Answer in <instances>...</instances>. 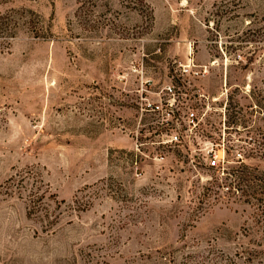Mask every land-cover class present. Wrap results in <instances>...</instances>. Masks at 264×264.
Segmentation results:
<instances>
[{"label":"rangeland","instance_id":"obj_1","mask_svg":"<svg viewBox=\"0 0 264 264\" xmlns=\"http://www.w3.org/2000/svg\"><path fill=\"white\" fill-rule=\"evenodd\" d=\"M171 84L243 160L160 144ZM253 104L264 0H0V264H264Z\"/></svg>","mask_w":264,"mask_h":264},{"label":"built area","instance_id":"obj_2","mask_svg":"<svg viewBox=\"0 0 264 264\" xmlns=\"http://www.w3.org/2000/svg\"><path fill=\"white\" fill-rule=\"evenodd\" d=\"M190 68H184L182 77L194 75ZM183 84H178V90L174 84L168 87L173 99L168 100L166 104H147V108L158 113L161 118L158 124L165 133L162 135V145H174L183 151H187L191 158L197 155L208 169L216 171H225L231 163L230 154L243 160V154L239 151L230 149V141L226 140V131L228 128V110L227 106L223 108L220 119L221 124L216 123L209 111L198 103H189L183 96H188L181 88ZM200 98L205 96L198 95ZM170 107L167 114L164 113V107ZM177 113H175L174 108ZM260 121H264V109L253 104L250 107ZM173 115H172V114ZM231 152V153H230ZM233 152V153H232ZM235 152V153H234Z\"/></svg>","mask_w":264,"mask_h":264},{"label":"trees","instance_id":"obj_3","mask_svg":"<svg viewBox=\"0 0 264 264\" xmlns=\"http://www.w3.org/2000/svg\"><path fill=\"white\" fill-rule=\"evenodd\" d=\"M238 176V180L240 185H244L245 187H248L252 189L250 192L249 190H242V193L246 197H252L255 200L254 205L263 206L264 205V180L256 176ZM35 203V202H34Z\"/></svg>","mask_w":264,"mask_h":264}]
</instances>
